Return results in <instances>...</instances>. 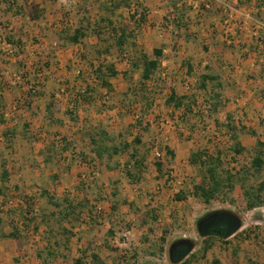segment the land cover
<instances>
[{"label":"rangeland","instance_id":"1","mask_svg":"<svg viewBox=\"0 0 264 264\" xmlns=\"http://www.w3.org/2000/svg\"><path fill=\"white\" fill-rule=\"evenodd\" d=\"M137 1L148 8L142 28L132 17ZM172 1L179 3L177 12ZM194 1L201 0H0V174L4 161L10 171L9 181H0V226L5 233L14 227L23 232L22 241L0 238V264H44L49 235L48 224L41 223L47 219L53 234L62 232L60 227H72L74 233L55 257H47L49 264H94L93 254L106 264H173L169 248L182 238L196 242L189 264H264V205L247 209L240 184L232 194L234 203L224 194L205 205L192 194L202 178L189 162L193 152H221L226 168L238 174L250 165L257 141L264 143V64L254 54L255 44L240 32L229 44L221 5L214 2L211 9L197 12ZM229 1L235 6L236 0ZM183 14L188 25L177 28L172 21ZM80 27L86 36L72 44L68 36ZM123 31L132 36L122 49L116 41ZM9 38L15 57L7 59L1 47ZM159 48L164 49L162 66L148 84L142 80V54L153 57ZM111 64L120 73L110 79L112 94L94 83L95 67ZM124 73L137 90L134 105L123 95L130 87ZM206 73L219 75L224 83L222 106L212 116L209 92L200 87ZM108 74L105 68L102 80ZM32 89L37 93L32 95ZM173 90L189 97L185 103L191 110L167 106ZM80 94L90 102L80 100ZM229 120L258 132L257 137L239 134L242 154L233 150ZM6 129L14 133L9 142L2 135ZM97 130L116 142L120 133L128 142L142 138L139 149L147 155V166L138 182L127 175L128 153L95 160L89 135ZM166 147L175 152L174 159ZM156 150L163 158L155 157ZM247 179V188L260 185L264 169ZM47 192L55 202L68 196L81 206L71 220L74 226L58 222V208ZM178 193L186 199L178 200ZM111 205L117 208L113 215ZM220 209L235 211L242 227L225 241L210 240L204 253L197 220Z\"/></svg>","mask_w":264,"mask_h":264},{"label":"trees","instance_id":"2","mask_svg":"<svg viewBox=\"0 0 264 264\" xmlns=\"http://www.w3.org/2000/svg\"><path fill=\"white\" fill-rule=\"evenodd\" d=\"M186 1V0H183ZM128 2V0H126ZM172 10H178V1H172ZM184 4V3H183ZM204 7H202V10ZM148 8L144 7L139 1H137V7L135 9V12L133 14V20L134 23L138 25L139 28H142V26L147 22L148 18ZM173 15L174 12L172 11ZM183 15H178L173 19V24L177 28L186 27L188 23H185ZM169 21H171L169 19ZM86 36L85 29L82 27L76 29L74 31L73 35L68 36L69 42L72 44H79L82 42L84 37ZM132 36L126 33V31H123L120 35L117 37V45L118 47H121L122 49L128 42V38ZM8 41L13 45L15 43L11 38L8 39ZM164 55V49H154L153 57L150 55L143 53L141 58V65H142V80L149 84V82H155L154 79H152L158 72L160 67L162 66V57ZM107 68L109 74L107 75V78L102 80L101 73H104V69ZM193 67L189 65V71H192ZM119 71L115 68L113 64L104 67L103 65H99L98 67H95V86H98L100 83L102 86H104L107 93H113V85L110 82L111 78H116L119 76ZM124 76L128 79L130 87L128 88L127 92H125L123 95L124 97L130 98L132 100V104L134 105L136 102V99H132L134 95L137 94V90L132 87V81L129 77L128 73H124ZM129 77V78H128ZM101 80V82H100ZM211 85V86H210ZM142 90L146 89V84L141 83ZM200 87L202 90H205L206 92H209L211 101H209V105H207V111L209 112V115L212 116L213 114L217 113L219 108L222 106V100L224 97L223 94V87L224 83L219 75L212 74V73H206L201 76V82ZM90 89H93V87H90ZM32 95L36 94V89H32L30 91ZM40 95V91L38 92ZM94 94V93H93ZM37 95V96H39ZM95 95V94H94ZM2 96L0 95V100H2ZM96 96V95H95ZM108 97V96H107ZM93 100H95V97H90ZM79 99L84 101L90 102L88 99H86V96L84 94L79 95ZM144 101H147V97L144 95L142 97ZM188 96H179L174 90L172 91L171 95L166 99L167 106L171 108H175L177 110L179 109H187L191 110V104H186L185 102L188 101ZM105 101V100H104ZM224 105L228 104V101L225 99ZM107 103V102H106ZM152 105V104H151ZM150 105V106H151ZM47 110L49 113V117L53 116V106L52 103H49L47 105ZM139 115H137V121L141 118ZM231 118V116H229ZM3 121V119H1ZM5 121V120H4ZM233 120H229L227 127L228 131L230 133V136L234 142V152L236 154H242V152L245 150L244 147L241 146L239 141V134L240 133H246L250 134L253 137H257L258 132L255 130H248L244 125H234ZM26 129H28V125H25ZM12 129H6L5 131H2L3 138L5 141L11 140V137L13 135ZM119 136L121 137L119 142H116V138L113 137L110 133H108L105 130H97L95 133L89 135L90 144L93 146L92 154L95 155V160L98 159L102 161L105 156H108L110 159L113 158L116 155H121L128 153L129 154V163L128 167L130 171H128L127 175L133 182H138L140 180V177L144 170H146V156L144 154H141V150L139 149V145L142 144V138L139 136H136L133 141H127V139L123 138V134L120 133ZM64 141V139H63ZM66 141V140H65ZM110 142L111 144H108ZM65 145L64 150L67 151L69 148V143L65 142L63 143ZM149 150V149H148ZM166 152L171 158H175V152L170 148L166 147ZM255 155L251 159L250 165L245 167L246 169H249V172L246 171V169L241 172L238 171V174H234L231 170L226 168L224 161L222 160V153L218 152L216 156L209 154L208 152H193L190 155L189 162L192 166L196 167L199 171V173L202 175L201 183L195 184L193 186V196L197 198L200 202H202L205 205H210L214 200L220 199L221 195L226 194L228 201L231 203L235 202L234 197H232L235 192L236 186L240 184V188L244 191V197H246V206L247 209H254L256 207H260L264 205V182L260 185L254 187L252 185H249L248 188L246 187V181H249V177H253L255 174H259L264 169V143L261 140L257 141L256 147H255ZM50 158V156H49ZM47 158V159H49ZM157 169L158 171H162L163 164L161 162L157 163ZM1 174H0V181L3 184H6L10 179V171L8 169L7 163L4 161L1 163ZM251 169V170H250ZM252 172V173H251ZM48 197V201L58 209V222L62 224V222H70L71 226H74L73 221L77 214V209H80V205L75 201H72L68 196H65L64 198H61L58 202H55V198L51 196L48 192L45 193ZM114 196L118 197V190L115 189ZM231 196V197H230ZM178 200H185V196L183 193L177 194ZM117 210V208L113 205H111V211L113 215V211ZM27 213V212H26ZM79 213V212H78ZM73 217V218H72ZM156 216H153V219H156ZM202 219V220H201ZM27 223L32 221V219H26ZM48 224V230L47 234L49 235L46 237V246H45V255L46 258L44 260V264H49L46 260L48 258H53L58 254V249L61 243H69L72 236H74L72 227L71 229L69 227H60L62 229V232H56L54 233V229L51 227L50 222H48V219L46 221H42L41 224ZM203 223V225H202ZM202 225V226H201ZM201 227V229H200ZM242 227V220L240 219L239 215L231 210V209H220V210H214L211 212H208L201 216L196 223V229L197 233L201 238L205 239V247L203 249V252L206 253L211 245L210 240L217 238L222 241L227 240L229 237L237 233ZM35 232H39L40 225H36L34 227ZM60 233V234H59ZM109 233L113 235V229L109 230ZM59 234V235H58ZM58 235V236H57ZM23 232L19 227H14L13 230L10 233H5L3 228L0 226V238H9L14 239L16 241H22ZM207 239V240H206ZM175 246L170 249L171 250V257L170 261L173 264H189L190 260L188 258L193 254L192 251L196 247V242L191 239H178L174 241ZM172 243V244H173ZM171 244V245H172ZM67 247V246H66ZM171 247V246H170ZM38 256L40 258H43V251L39 252ZM92 260L94 264H106L98 254L92 255ZM77 264H80L79 261H77ZM213 264H221L219 260H215Z\"/></svg>","mask_w":264,"mask_h":264},{"label":"built area","instance_id":"3","mask_svg":"<svg viewBox=\"0 0 264 264\" xmlns=\"http://www.w3.org/2000/svg\"><path fill=\"white\" fill-rule=\"evenodd\" d=\"M219 3L226 15L225 24L228 26L226 41L231 44L240 32L241 35L250 37L255 44V56L258 61L264 64V0H236L235 6L230 4L229 0H201L193 4L195 10H208L212 8L213 3ZM243 4V8L236 5ZM232 21L234 22L233 24ZM2 54L4 58L15 57L13 45L8 41L2 43ZM163 75H165L163 73ZM161 151H155L157 159L163 158Z\"/></svg>","mask_w":264,"mask_h":264},{"label":"flooded vegetation","instance_id":"4","mask_svg":"<svg viewBox=\"0 0 264 264\" xmlns=\"http://www.w3.org/2000/svg\"><path fill=\"white\" fill-rule=\"evenodd\" d=\"M202 225H203V223H202ZM202 225H201V226H202ZM200 229H201V227H200ZM170 249H171V247L169 248V257H171V255H172V254H171L172 252H171Z\"/></svg>","mask_w":264,"mask_h":264},{"label":"water","instance_id":"5","mask_svg":"<svg viewBox=\"0 0 264 264\" xmlns=\"http://www.w3.org/2000/svg\"><path fill=\"white\" fill-rule=\"evenodd\" d=\"M183 240H185V239H183ZM175 244H176V242L171 245V249L175 246Z\"/></svg>","mask_w":264,"mask_h":264},{"label":"crops","instance_id":"6","mask_svg":"<svg viewBox=\"0 0 264 264\" xmlns=\"http://www.w3.org/2000/svg\"><path fill=\"white\" fill-rule=\"evenodd\" d=\"M195 2H197V1H194L193 4H194ZM112 83H113V82H112Z\"/></svg>","mask_w":264,"mask_h":264}]
</instances>
